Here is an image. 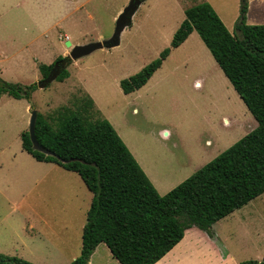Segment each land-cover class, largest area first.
Wrapping results in <instances>:
<instances>
[{"label":"rangeland","instance_id":"374dc122","mask_svg":"<svg viewBox=\"0 0 264 264\" xmlns=\"http://www.w3.org/2000/svg\"><path fill=\"white\" fill-rule=\"evenodd\" d=\"M128 1L0 0V78L36 83L42 79L40 64L52 63L63 50H68L63 57L68 55L66 40L76 45L110 37ZM203 1L232 31L239 0H145L117 46L69 60L65 79L36 87L29 98L0 94L1 254L33 264L45 259L68 264L78 254L90 203L91 194L76 173L38 161L22 149L20 133L28 128L31 109L55 127L63 106L75 109L90 96V119L111 123L145 174L162 182L153 184L159 194L255 128L254 117L195 30L170 51L146 84L129 94L120 88L122 78L169 46L184 8ZM246 23H264V0H250ZM239 216L244 224L237 222ZM236 230L259 231L264 238V193L216 226L219 234ZM242 257L261 260L264 244Z\"/></svg>","mask_w":264,"mask_h":264},{"label":"trees","instance_id":"16d2710c","mask_svg":"<svg viewBox=\"0 0 264 264\" xmlns=\"http://www.w3.org/2000/svg\"><path fill=\"white\" fill-rule=\"evenodd\" d=\"M239 1L232 31L206 1L184 8L169 46L119 81L123 93L144 85L171 48L195 30L256 121L255 128L166 193L157 192L107 119H90V96L75 109L63 106L55 127L37 112L34 135L49 153L32 148L27 130L20 133L23 150L75 172L92 194L79 254L68 264H87L100 242L120 264H154L186 229L195 226L213 237V223L264 193V23L247 24L248 0ZM62 60L65 65L56 79L66 78L69 59L63 56L39 65L42 78ZM36 87L0 78V94L14 98H29ZM0 264L33 263L0 253ZM239 264H264V257Z\"/></svg>","mask_w":264,"mask_h":264},{"label":"crops","instance_id":"0c3cea01","mask_svg":"<svg viewBox=\"0 0 264 264\" xmlns=\"http://www.w3.org/2000/svg\"><path fill=\"white\" fill-rule=\"evenodd\" d=\"M249 7H250V0L248 4V10H249ZM193 31L186 37V39L180 45H183L184 42L188 41L189 37H191V35L193 34ZM65 37L68 38V35L65 34L63 38ZM177 47H174V48H177ZM174 48H171V50ZM66 51L68 50L61 51L60 53L61 56H64ZM129 93H125V94H129ZM166 134H167V130H163L162 135H166ZM130 150L134 154L133 149H130ZM60 167L61 166H59V168ZM60 169H62V167ZM147 174H148V178L151 179L150 181L152 182V184L155 185L154 182L159 183L160 185L162 184V182L157 180L153 176L152 173L150 174L147 173ZM88 192L91 194L89 190ZM91 195L90 196L87 195L90 200H91ZM234 212L235 210L229 213L228 215L224 216L223 218L217 220L215 223H213L212 225V229L214 232L213 237L208 236L206 232H204L203 230L195 226H192L186 229L182 238L168 252H166L160 259H158L154 264H239V262L243 261L245 258V257H242V254L259 252L261 248V244L262 243L264 244V238L261 236L259 231L254 230L252 232H248L245 230L243 231L236 230L233 232V234H230V235L219 234L216 231V226L222 221H224L225 219H227L228 217H230L231 215H233ZM242 217L243 216H239L237 218L238 219L237 222L242 221L243 219ZM230 244H232L231 247H229ZM37 246L42 247L43 245L37 243ZM79 251H80V246H79ZM79 251H78V254H79ZM76 254L77 253H73L71 255V258L72 259L75 258L78 255ZM237 254H241V255L238 256ZM48 263L52 264L49 259H45L43 263H37V264H48ZM87 264H120V262L115 257H113L108 246L104 242H100L90 254Z\"/></svg>","mask_w":264,"mask_h":264},{"label":"water","instance_id":"95a60500","mask_svg":"<svg viewBox=\"0 0 264 264\" xmlns=\"http://www.w3.org/2000/svg\"><path fill=\"white\" fill-rule=\"evenodd\" d=\"M144 0H129L128 3L122 8V10L118 13L115 22H114V30L110 37L106 39L90 41L84 44H76L71 45L69 40L65 41V44L70 47L68 55L65 57L69 60H76L79 57L89 54L93 50L100 48H111L117 46L120 43V34L126 26L131 24L132 16L137 10L140 3ZM65 65V61H56L48 72L47 76L40 79L36 82L37 88H43L50 84V82L58 76L61 68ZM36 110H30V116L28 120V134L30 141L32 143V148L37 149L39 151L49 153L46 149L39 145L34 135V125L36 119Z\"/></svg>","mask_w":264,"mask_h":264},{"label":"flooded vegetation","instance_id":"af4514ba","mask_svg":"<svg viewBox=\"0 0 264 264\" xmlns=\"http://www.w3.org/2000/svg\"><path fill=\"white\" fill-rule=\"evenodd\" d=\"M56 62V61H55Z\"/></svg>","mask_w":264,"mask_h":264}]
</instances>
